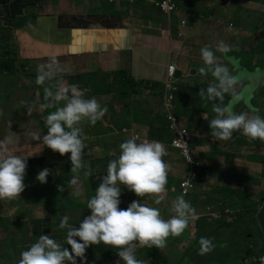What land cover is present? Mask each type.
I'll use <instances>...</instances> for the list:
<instances>
[{"label": "crops", "instance_id": "crops-1", "mask_svg": "<svg viewBox=\"0 0 264 264\" xmlns=\"http://www.w3.org/2000/svg\"><path fill=\"white\" fill-rule=\"evenodd\" d=\"M154 1L0 0V25L6 27L0 30V59L25 61L29 70L35 73L38 66L47 64L51 57H55L62 71L54 77L62 79L63 75L92 74L90 86L99 92L93 97L106 109L100 121L110 130L109 134L99 133L86 119L79 122L77 126L81 129L84 144L82 163L87 167L73 173L68 161L69 154L61 156L42 144L32 145L39 140L29 141L24 136L17 138L7 129L9 120L0 118V140L7 137L4 144L7 154H19L27 159L24 190L13 199H0V241L8 237L11 239L14 235L13 247L27 248L40 234H48L55 241H58L55 239L57 233L62 236L66 234V229L58 227L61 216L66 214L39 205L38 197L33 200L36 205H32L26 190L42 186L35 177L43 168H47L54 177L66 173L63 176H68L70 180L76 175L77 186L70 185L68 181L70 193L79 187V197L86 205L105 175L108 161L119 154V144L126 139L122 128L128 127L149 136L152 129L159 126L160 117L164 115L162 82L169 61L177 63L185 80L177 100L180 101L178 112L199 134L200 145L208 144L207 138L211 136L207 135L209 125L206 120L214 117L211 111L216 106L214 101H221L216 97L209 99L206 93L203 97L199 95L208 86L216 84L211 69L200 58L202 47L208 46L213 50L217 64L236 69V74H231L233 84H240V79H245L238 86V93L228 97L227 101L230 102L226 106L231 110L243 106L245 109L255 108L264 118V0H176L179 11L175 25L180 18L187 21L183 37L171 32L179 31L180 22L179 28L172 27L170 30L168 18L154 5ZM195 11L197 14L194 16ZM12 14H17L27 23L10 30L11 25L6 26L3 19ZM218 42H223L228 51H215ZM242 52L252 55L249 63H256L255 69L244 65L241 56L233 55ZM226 57L233 63H229ZM201 67H205L203 73L200 72ZM63 81L68 84L66 80ZM256 82L261 85L256 86ZM232 98L236 101H231ZM62 105L63 102H53L48 112ZM198 105L203 108L202 116L197 114ZM32 132L41 135L36 126L26 135ZM203 138L206 140L202 141ZM105 143L110 147H105ZM256 144L257 151L264 153V142L258 139ZM27 148H30L28 152ZM165 150L167 155L162 159L171 169L173 167L172 177L175 181V178L185 175L186 164L177 151L171 148ZM242 151L246 156L236 163L261 175L264 164L248 159L249 155L256 153V146H244ZM3 154L0 152V155ZM85 170L90 172L88 176L84 175ZM203 188L206 191V187ZM257 188L264 191V177ZM160 196L163 199L159 204L146 203L144 200L151 198L149 194L138 197L121 186L119 208H126L131 201L137 200L157 208L161 217L167 219L172 214L169 207L175 197L171 194ZM262 208L261 204L259 210ZM88 214L87 208L71 210L67 223L76 226ZM260 232L264 239V218H260ZM195 233L196 228L187 224L179 235L167 237L159 252L138 246L134 248V254L142 257L143 264H149L143 258L148 261L153 259L155 263L159 261L157 264H173L174 244L183 252ZM20 236L23 239L19 242ZM117 251L110 247L108 257L117 256ZM144 252L149 254L143 255ZM93 262L92 257H85V264ZM0 264L5 262L0 260ZM106 264L123 262L117 257Z\"/></svg>", "mask_w": 264, "mask_h": 264}, {"label": "clouds", "instance_id": "clouds-1", "mask_svg": "<svg viewBox=\"0 0 264 264\" xmlns=\"http://www.w3.org/2000/svg\"><path fill=\"white\" fill-rule=\"evenodd\" d=\"M154 5L168 18L170 30L172 27L179 28L178 23L180 22L179 31L171 30V32L175 36L183 37L186 33L187 21L185 18H180L177 21V25H175L174 20L179 11L176 0H155ZM196 14L197 11H195L194 16ZM12 15L20 21L25 20L17 16V14ZM5 19L6 17L3 19L6 26L11 25L12 29L19 28L13 27L12 22ZM26 23L27 21L25 20L24 25ZM215 51L226 52L228 48L223 42H218ZM200 58L203 64L211 69V76L216 81L215 86L210 85L199 93L201 97L206 93L209 99L216 97L221 99V101H227L229 96L238 93V86L240 84L237 85L235 90H230L232 89L234 80L225 66L216 63V57L210 47L205 46L200 49ZM15 60L17 74L22 72L25 84L30 83V78H32L35 80L36 85H43V99L38 91L29 96L25 94L21 87L18 88L15 92H21V97L19 99L16 98L14 92L10 100V102H21L16 105L17 109H25V105L29 102L28 100L39 105L40 111L45 109L49 111L53 102L59 103L63 101V105L56 107L54 111L48 112L45 117H42V115L38 117L39 113H35L31 108H27L25 109V114L34 118L20 126L16 121L12 123L9 121L7 129L17 138L24 136L29 141L36 142L39 140L38 143H33L32 145L42 144L61 156H64L66 153L69 154L68 161L70 163V170L73 173L81 168L86 169L87 166L82 163L84 150L82 132L77 125L85 119L90 125H94L104 116L106 109L101 107L93 97L99 92L92 89V94L84 95V92L87 90H81L76 84L69 85L66 79L68 75H63L62 79L54 77L56 73L62 71L57 65L55 57H51L47 64L38 66L35 73L29 70L25 65V61L20 62L18 59ZM226 60L229 63H233L230 58L226 57ZM233 69L235 68L233 67ZM2 70V73L6 75V69L3 68ZM204 71L205 67H201L200 72L203 73ZM233 73L236 74V69ZM182 76V70L178 68L177 63L169 61L166 66L161 93L164 109L163 117H166L169 130L173 135L170 142L152 140L150 135L144 136L128 127L122 128L126 139L119 144L118 156L108 161L105 175L101 177L100 182L95 188L94 195L87 199L86 208L89 210V214L80 219L76 226L67 223L69 219L68 215H62L58 227L66 229L64 239L58 242L48 234L38 235L33 243L20 252L17 264H77V258H79V264H85V257H92L93 254L91 252L97 250L94 246L90 250L86 248L98 243L110 245L118 249L116 255L123 264H143V261L135 257V247L144 246L148 248V251L154 247L159 252L164 246L166 238L170 235H179L187 224L196 228V221L200 218L199 215L205 213V209L201 207V201L196 202L197 205H190L186 196L194 187L193 180L196 178L194 164H197L199 158L202 157L201 151L203 146H197L201 142L199 134L191 128L184 116L178 114V107L175 101L179 100V95L185 82ZM63 80H66L68 84ZM2 94V88H0V102ZM42 100L45 103H42ZM218 105L211 108V111L215 115L208 120L210 136L215 141L228 140L231 136L243 135L249 138L250 141L258 138L264 142V118L259 115L249 116L245 112H240L241 107H238L237 110L235 108L231 110L226 105ZM32 112L37 115L34 116L31 114ZM170 116L176 119L174 127L172 126V120L169 118ZM180 117L184 119L182 120ZM38 118L44 123L46 132L42 128L40 129ZM11 125L13 130H16L19 126V135L11 131ZM35 126L41 135L35 132L26 135ZM184 129L187 130L185 139L179 141V131ZM6 140L7 137L4 140H0V152L4 153L0 155V199H13L24 190L25 185L23 181L27 159L19 154L8 155L7 150L4 148ZM164 148H171L177 151L186 164L185 175L175 178L174 183H170L167 178L168 173H172L173 167L171 169V166L167 165L162 159V157L167 155ZM245 156L246 153L243 157ZM97 162L102 161L98 160ZM239 168L246 167L239 165ZM89 174L88 170L84 171L85 176ZM60 175L54 177L49 174L47 168H43L37 172L35 179L43 186L42 191L48 186L54 188L55 179ZM69 184L77 186L78 177L73 175L69 180ZM66 185L67 189H70L68 181ZM121 186L138 197L149 194L151 198L144 201L151 204H159L161 202L163 197L160 194L174 195L175 199L171 201L169 207V212L172 214L167 219H163L157 208L149 207L143 204L144 202L141 203L137 200L131 201L126 208H119L121 203ZM57 189L58 191H62L61 185H57ZM28 190H32V188ZM71 194L74 197H79L81 195L79 187H75ZM209 195L211 193L207 191L203 196L206 199ZM259 206L254 211L257 217L263 215L264 207L260 211ZM194 214H197L198 217L194 218ZM13 237L14 235H12ZM7 240H10V238L8 237V239L0 241V254L6 250L2 245ZM262 240L264 239L261 236ZM134 241L136 242L135 244L132 243ZM198 244V254L200 255L210 252L214 247L211 240L206 237H200ZM184 250L182 253H184ZM175 254H180V252L173 246V258L175 259L173 264H175L177 258ZM94 255L97 258L96 254ZM255 260L259 264H264V256L255 258ZM2 261L7 264L6 260ZM112 261L107 263H111ZM97 263L98 261L93 262V264Z\"/></svg>", "mask_w": 264, "mask_h": 264}, {"label": "trees", "instance_id": "trees-1", "mask_svg": "<svg viewBox=\"0 0 264 264\" xmlns=\"http://www.w3.org/2000/svg\"><path fill=\"white\" fill-rule=\"evenodd\" d=\"M15 18L16 17L12 15L6 17L5 20L11 21L13 27L24 25L25 20L20 21ZM3 28L6 27L0 25V30ZM10 30H12V28ZM3 62L5 63L2 64ZM15 64V59H0V74H4L2 73L3 68L6 69L5 73L8 79L7 88L2 90L1 102H10L11 96L20 87L25 94L29 96L38 91L43 99V85H36L34 82L35 80H33V86L25 84L23 82L25 78H23L22 72L17 74V67ZM90 77H92V74L85 73L68 75L66 79L69 85L76 84L81 90H87L84 92V95H90L92 94ZM12 82H15L13 91L10 88ZM28 101L26 106L31 108L35 113H39L37 115L38 117H41V115L45 117L48 114L47 109L40 111L38 108L39 105L31 100ZM41 102L45 103L44 100ZM179 102L180 101H175L177 107H179ZM227 102L228 101H214V104H216V106L218 104L225 106ZM242 103H244V101H242ZM17 104H19V102L15 103V105ZM197 108V114L202 116L203 108L199 105ZM240 112H245L249 116H261L255 108L245 109V106L240 108ZM4 114L5 107L1 104L0 115ZM188 116H193V114H189ZM210 119L211 118L206 121ZM38 123L43 122L38 118ZM207 135H210V128L208 129ZM172 136L166 117H160V124L151 131L150 138L152 140L170 142ZM204 140H206V138H203L202 141ZM207 141L208 144H204L201 151L202 157L199 158L197 164H194L196 172V178L193 180L194 187L186 196L190 205H197L196 202L201 201L200 205L205 209V213L199 215L200 218L196 221V233L193 237V241H195L194 249L198 253V240L200 237H206L211 240L214 247L210 252L205 254L209 255L217 248L221 247L225 249L223 253L225 257L229 255L228 248H232L234 251L235 263L239 261L241 262L240 264H248L246 261L250 258V264H259L255 258L264 256V240L261 241L260 232V218H264V209L263 215L257 217L259 220L257 229L252 228V216L249 214L254 212L261 204L264 207V191H258L257 188L264 177V171L261 175H258L250 171L251 169L249 168H239V164H237L236 161L244 156L242 151L244 146H256V153L248 156L251 162L256 163V161H259L264 164V153L257 151L256 141H258V139L250 141L249 138L243 135L231 136L228 140L220 141H215L214 138L208 137ZM167 178L170 183H174L172 173H168ZM67 181H69L68 176L65 177L60 175L55 179L54 188L48 186L41 191L42 186L38 185L32 188V190H26V194L32 202V205H36L33 200L35 197H38L40 199L38 204L45 205V207H48L53 212L60 210L64 214L69 215L71 214V210L86 209V205L81 201V198L74 197L70 193V189H67ZM57 185H61L62 191H58ZM203 187H206L205 192L202 191ZM208 189H210V191ZM207 191L210 192L211 195L205 199L203 195ZM224 239L228 240V242L226 241V243H224ZM10 240H12L13 243L14 237ZM251 247L253 248L249 251ZM5 249L6 250L0 254V260H6L7 264H17L20 252L26 248H14L13 244H11ZM190 249L183 254L189 256ZM97 252L100 258H98V256L96 258L94 254L92 255L94 262L98 261L97 264L107 263L118 257L109 258L110 256L108 257L107 255L108 252H100L98 249ZM105 255H107V258L104 262L103 258ZM175 255L177 257L175 264H185L184 255ZM202 256H204V254ZM13 261H15V263ZM221 264H228V261L221 262Z\"/></svg>", "mask_w": 264, "mask_h": 264}, {"label": "rangeland", "instance_id": "rangeland-1", "mask_svg": "<svg viewBox=\"0 0 264 264\" xmlns=\"http://www.w3.org/2000/svg\"><path fill=\"white\" fill-rule=\"evenodd\" d=\"M239 4H240V1H239ZM243 4L245 5V7H247L245 2H243ZM7 51H10V49H7ZM233 55L241 56V60H242V62H243L244 65H247L248 67L253 68V69L256 68V67H254L256 65V63L253 64V65L251 63H249L250 60L253 59L252 55H249L248 56L247 53H243V52L242 53H233ZM262 60L264 61V58H262ZM226 68L228 69V72H229V74L231 76V74L233 73L232 72L233 67H226ZM33 80L34 79L30 78V83H28V85L33 86ZM244 81H245V79H241L239 83L240 84H243ZM7 85H8L7 75L0 74V88H2V86H3L2 90L3 89H6L7 88ZM237 85L238 84H233L232 85V89H230V90L231 91L235 90L237 88ZM255 85L256 86H259L261 84L256 82ZM14 87H15V82H12L10 84V88L12 89V91H13ZM21 94H22L21 92L17 91V92H15V97L19 99L21 97ZM232 101H236V100H232ZM15 103H18V102H6V101L0 102V110H1V104L5 107V114L4 115H0V118L1 117H5V119L9 120L11 123L13 121H16L19 126L26 124L28 121H30L31 119L34 118V117H29V115L25 114V109L29 108L28 106H26L24 104L25 105V109L24 108H18L17 109ZM19 103H21V102L19 101ZM38 103H40V102H38ZM31 114H33V112ZM178 114L180 116H182V114H180V113H178ZM33 115L36 116L37 114H33ZM180 118H182V120L184 119L183 117H180ZM38 124L40 126V129L42 128L46 132V128L44 127V123H38ZM19 126L16 128V130H13L12 129L13 127L11 125V131L14 132V133H16L17 135H19V131H18L19 130ZM94 126H95V128L97 129V131L99 133H106V134H109L110 133V130L107 129V127H105L100 120H98L94 124ZM94 144L96 145L97 144V141H95ZM104 146L108 148V147H110V144L105 143ZM193 146L195 147L194 144H193ZM197 146H200V143L197 144ZM29 149L30 148H27L26 152H28ZM204 190L205 189L203 188L202 191H204ZM209 191H210V189H209ZM249 215L252 216V221H251L252 228L257 229L258 228V225H259L258 224V221L259 220H258V218L256 216V213L255 212H251ZM193 217L196 218V217H198V215L197 214H194ZM55 236L57 237L56 239L58 240V242H61L64 239V236L65 235L62 236L60 233H57ZM2 238H3V236H2ZM22 239H23V236H20L19 242ZM192 241L193 240L190 239V241L188 242V245L191 244ZM226 241L228 242V240H225L224 239V243H226ZM132 243H136V242L134 241ZM11 244H12V240H7L6 243H5V245H2V247L7 248ZM194 244H195V241H193L192 244L190 246H188L184 250V252H185V251L189 250L190 247H191V249L189 251V254H188L189 256H186L185 254H183L182 252H180L179 246L174 245V247H177L178 248L180 254L185 256V258H184V263L185 264H221V262H225V261H228V264L229 263L230 264H240L241 263L239 261H237L235 263L234 251H233L232 248H228L229 255L228 256H225V257L223 256V253L225 252V249H222L221 247L217 248L213 253H211L209 255L208 254H204V256H202V255L198 254L195 251ZM92 246L96 247L100 252H104V251L109 252L110 251V247H112L110 245H105L103 243H98L96 245H90L86 249H89L90 250ZM157 250H159V249L157 248ZM152 251L155 252V253H157V251L154 248H152ZM91 254H96V256H98V258H100V255L98 254L97 250L92 251ZM147 254H149V252H144L143 253V255H147ZM135 256H138V255H135ZM106 258H107V255H105L104 258H103V261L104 262H105V259ZM137 259L138 260H141L142 257H139L138 256ZM143 260L147 261L149 264H157L159 262V261H157L155 263L153 259H151V260L148 261L146 258H143ZM158 260H159V257H158ZM249 260H250V258H248V260L246 261V263L250 264ZM13 262L15 263V261H13ZM243 264H245V263H243Z\"/></svg>", "mask_w": 264, "mask_h": 264}, {"label": "built area", "instance_id": "built-area-1", "mask_svg": "<svg viewBox=\"0 0 264 264\" xmlns=\"http://www.w3.org/2000/svg\"><path fill=\"white\" fill-rule=\"evenodd\" d=\"M171 120H172V126L174 127L175 126V122H176V119L172 116L169 117ZM187 132L186 129L182 130V131H179L180 133V139L179 141H182L185 139V133Z\"/></svg>", "mask_w": 264, "mask_h": 264}]
</instances>
